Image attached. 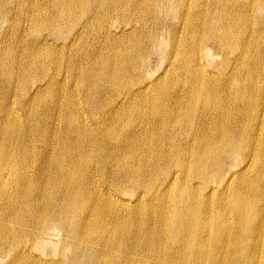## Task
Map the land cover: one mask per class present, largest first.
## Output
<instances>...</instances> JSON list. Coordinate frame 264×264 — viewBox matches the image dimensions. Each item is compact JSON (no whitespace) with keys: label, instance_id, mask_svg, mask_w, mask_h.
Returning <instances> with one entry per match:
<instances>
[{"label":"bare ground","instance_id":"obj_1","mask_svg":"<svg viewBox=\"0 0 264 264\" xmlns=\"http://www.w3.org/2000/svg\"><path fill=\"white\" fill-rule=\"evenodd\" d=\"M4 31L0 264H264V0H0Z\"/></svg>","mask_w":264,"mask_h":264},{"label":"rangeland","instance_id":"obj_2","mask_svg":"<svg viewBox=\"0 0 264 264\" xmlns=\"http://www.w3.org/2000/svg\"><path fill=\"white\" fill-rule=\"evenodd\" d=\"M4 33H5V31L3 32V33H0V43H1V41H2V38H3V36H4ZM90 43H91V41H90ZM83 46H82V44H81V46H80V48H82ZM168 49H166V51H167ZM217 51V48H215L214 46H212V52H216ZM0 58H1V55H0ZM173 60V59H172ZM169 61H171V59H168V60H166L165 62H164V64H163V66L164 67H166L170 62ZM156 62V60L154 61V65L156 64L155 63ZM162 69V68H161ZM160 69V70H161ZM33 89V88H32ZM54 243H57V238L56 239H54V242L53 243H47L46 244V247H48L49 249H53V246H54ZM53 245V246H52ZM50 256H52V251L50 252ZM5 259L7 260V261H9V259L10 258H8L7 256L5 257Z\"/></svg>","mask_w":264,"mask_h":264}]
</instances>
